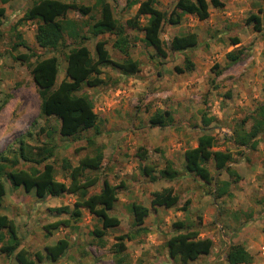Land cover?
<instances>
[{"label":"rangeland","instance_id":"1","mask_svg":"<svg viewBox=\"0 0 264 264\" xmlns=\"http://www.w3.org/2000/svg\"><path fill=\"white\" fill-rule=\"evenodd\" d=\"M31 1L0 0L4 7L0 17V150L6 146L16 147L21 136L33 144L49 140L54 144L53 153L48 157L54 167V177L67 182L70 167H62L63 160L73 165L79 156L92 154L94 146L101 145L100 166L84 170V175L98 176L97 181L87 187V193L97 191L102 178L116 184L117 199L108 213L118 217L119 223L107 227L98 237L92 230L100 227V222L87 209L80 208L77 220L67 212L53 209L62 205L70 209L76 199L74 194L64 192L38 197L32 190L12 187L3 177L5 192L0 212L15 224L19 237L17 248L23 247L28 257H34L35 251L43 254L45 244L65 236L68 246L62 254L55 260L43 256L35 264H113L111 245L115 236L129 232L131 237L123 239L125 248L121 254L131 264H229L223 254L230 242L243 244L252 254L250 263L241 264H264V131L258 135L255 149H235L228 138L234 122L247 116L255 104L264 102V0H222L221 7L208 5L209 13L204 19L183 13L177 23L164 21L159 33L166 52L164 57L158 56L153 47L144 42L143 32L139 29L125 28L126 55L112 45V34L103 33L86 39L85 44L93 53L94 40L105 38V47L112 59L123 60L128 56L137 60L139 69L132 74H123L106 64L101 67L102 83L82 86L78 92L87 94L92 101L98 132L89 128L75 138L59 135L53 129L57 120L38 113L39 95L29 71L37 56L54 54L58 60V82L64 73V53L74 41L65 37L58 49L39 47L33 35L35 22L19 19ZM109 1L114 16L123 22L134 13L139 0ZM174 1L155 0V6L168 12ZM251 12L260 16L261 29H254L251 21H245ZM68 15L87 19L86 15L74 10ZM145 19L140 15V24ZM187 31L196 34V44L181 50L171 49L170 37ZM17 34L34 52L27 61L14 58L18 53L29 51L22 45L12 47L18 40ZM232 37L239 41L231 43ZM230 49L241 50L234 62H228L225 57V52ZM185 58L193 63V75L192 70L177 72L174 69V65L183 66ZM157 109L170 111V125H154L148 121ZM203 113L214 116L209 127L202 124ZM48 129L52 130L49 137L45 135ZM205 129L214 135L213 149L226 148L232 152L228 164L239 174L235 182L229 183V193L217 199L210 193L213 184H205L198 176L186 172L182 163V150L192 146L197 135ZM27 130L31 135H26ZM142 148L144 157L138 156ZM169 149L172 154L169 160L178 170L172 179L157 174ZM144 164L153 169L145 173L142 170ZM28 165L20 162L17 166ZM207 165L215 177H227L223 171L214 170L211 161H207ZM150 175L156 177L150 179ZM163 186H171L178 195L177 202L169 208H150L140 227L133 225L129 204L139 202L149 206L150 192ZM185 198L189 199L185 208L188 211L185 218L179 219ZM56 219L68 221L65 225L44 227ZM176 220H183L195 228L199 236L210 237L209 253L185 263L170 258L164 241L175 232L172 222ZM0 264L19 263L13 253L0 252Z\"/></svg>","mask_w":264,"mask_h":264},{"label":"trees","instance_id":"2","mask_svg":"<svg viewBox=\"0 0 264 264\" xmlns=\"http://www.w3.org/2000/svg\"><path fill=\"white\" fill-rule=\"evenodd\" d=\"M130 3V2H129ZM128 3V4H129ZM133 3V1H132ZM221 7L222 0H175L168 12L155 6V0H139L134 13L121 22L114 16V10L109 0H94L92 4H82L66 0H32L25 8L19 19H28L35 22L34 41L42 48L58 49L64 43L65 37L74 41L64 53V73L63 77L56 82L58 72V60L54 54L36 57L30 64L29 71L36 85L39 95L38 113L42 116H51L57 120V133L61 136L77 137L79 132L93 128L97 133V114L93 110V104L87 94L78 92L82 86H94L103 82L100 76L101 67L110 64L123 74H132L138 71V62L128 56L123 60H114L110 57L105 47V38L98 37L93 43V53H91L85 40L91 37L108 33L114 35L112 45L119 51L127 54V33L126 27L139 29L143 32V40L153 47L158 56L164 57L166 52L163 48V41L160 38V29L164 21L177 23L183 13L195 15L198 19L208 16V5ZM74 10L81 15H86L87 19L69 16L68 12ZM4 12V7L0 5V17ZM97 12V14H96ZM146 17L145 22L140 24L139 17ZM256 30L261 29V18L257 13L251 12L245 18ZM1 34V30H0ZM18 40L12 45H22L29 51L18 53L14 58L27 61L34 52L26 45L25 41L17 34ZM237 37L231 38V43H237ZM197 38L193 31L173 34L168 43L174 50H181L192 47L196 44ZM64 45V44H63ZM241 50H227L225 57L228 62H234L239 58ZM193 63L188 58L184 59L183 66L174 65L177 72L190 70ZM214 119V116L201 117L204 127ZM148 121L154 125H164L170 123L171 113L168 109H157L149 117ZM248 121V125H247ZM43 130V128H39ZM52 130H46L45 135L50 136ZM264 131V102H258L247 116L235 121L232 125L229 140L235 149H255L258 135ZM26 135H31L27 130ZM92 143V139L88 138ZM214 135L207 129L197 135L195 144L184 148L185 169L198 176L205 184H210V193L214 199L219 198L228 192V185L239 178L236 170L228 164L232 159V152L228 149H219L214 146ZM53 143L45 140L39 144H33L18 138L16 147L6 146L0 150V204L5 192L3 177L12 187H21L24 191L32 190L38 197L46 194L59 195L63 192L72 193L76 196L72 207L66 205L57 206L53 209L56 212L68 213L72 219L77 220L80 216V208L97 217L100 227H94L92 233L101 237L105 229L119 223V218L109 214L117 199L116 184L102 178L101 186L97 191L87 193V187L93 185L98 176L84 175L85 169H97L103 157L101 145L94 146L92 154H84L78 157L77 162L70 165L64 159L62 167L69 166L68 181L56 179L53 174V164L48 157L53 153ZM145 151L142 148L138 156L144 157ZM211 161L213 169L223 171L227 177L218 178L213 175L207 165ZM29 163L28 166H17L18 163ZM41 164L40 167L36 165ZM153 168L144 164L142 170L149 173ZM218 172V173H220ZM159 177L172 179L177 173V169L168 159H164V165L157 169ZM155 175H150L154 179ZM149 199V206L139 202L129 204L132 223L140 227L149 209L156 210L157 206L170 207L177 200L178 195L171 186H163L152 190ZM189 199L185 198L180 206L184 210ZM67 219H56L44 225L46 229L60 224H67ZM176 228L164 241L167 255L172 259H178L181 263L193 260L201 254L209 253L212 246V239L208 236H198V231L191 228L183 220L172 222ZM129 232L119 233L112 243L114 254L113 264H131L122 256L125 248L123 239H129ZM19 237L17 235L13 220L5 213L0 212V252L5 255L13 253L19 264H35L43 256L49 260H55L64 252L68 246V239L65 236L56 238L52 243L45 244L43 254L35 251L34 257H28L23 247L17 248ZM17 248V249H16ZM223 259L229 264L250 263L252 254L239 242H230L224 251Z\"/></svg>","mask_w":264,"mask_h":264},{"label":"crops","instance_id":"3","mask_svg":"<svg viewBox=\"0 0 264 264\" xmlns=\"http://www.w3.org/2000/svg\"><path fill=\"white\" fill-rule=\"evenodd\" d=\"M189 48V47H188ZM190 70H192V69H190ZM190 70H186V71H190ZM195 73V69H193L192 71H191V74L193 75ZM168 125H170L169 123H167ZM167 124H164V125H167ZM207 127H209V126H207ZM195 144V142H193L192 143V145H194ZM183 151H184V149L182 150V152H181V157H182V163H183V168H184V170L186 171V172H188L186 169H185V167H184V157H183ZM166 153V156H167V158L168 159H170L171 158V156H172V154H171V149H169L167 152H165ZM177 173H178V170H177ZM189 173V172H188ZM177 176V175H176ZM64 193V192H63ZM170 207H172V206H170ZM166 208H169V207H166ZM188 210H182L181 209V211L179 212V219H183V218H185L186 217V212H187ZM199 236V235H198ZM200 237H202V236H200ZM245 247V246H244ZM246 248V247H245ZM249 251V250H248ZM237 264H241V263H237Z\"/></svg>","mask_w":264,"mask_h":264}]
</instances>
